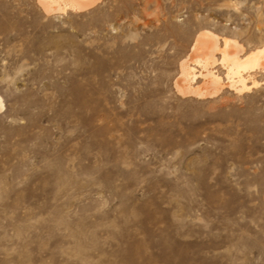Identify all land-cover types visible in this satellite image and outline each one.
I'll return each instance as SVG.
<instances>
[{
    "label": "rangeland",
    "instance_id": "374dc122",
    "mask_svg": "<svg viewBox=\"0 0 264 264\" xmlns=\"http://www.w3.org/2000/svg\"><path fill=\"white\" fill-rule=\"evenodd\" d=\"M202 29L264 0H0V264H264V72L182 94Z\"/></svg>",
    "mask_w": 264,
    "mask_h": 264
},
{
    "label": "bare ground",
    "instance_id": "6f19581e",
    "mask_svg": "<svg viewBox=\"0 0 264 264\" xmlns=\"http://www.w3.org/2000/svg\"><path fill=\"white\" fill-rule=\"evenodd\" d=\"M38 1L45 12H54L67 8L82 10L97 0ZM190 61L198 66L197 70ZM217 64L224 67V78L216 72ZM256 71L264 72V44L245 51L235 38L220 37L211 30L202 29L194 37L190 54L180 62L177 85L182 94L198 97L213 96L224 86L241 93L257 85L258 81L253 76ZM197 77L201 78V82L193 86L192 82ZM2 106L0 97V108Z\"/></svg>",
    "mask_w": 264,
    "mask_h": 264
}]
</instances>
